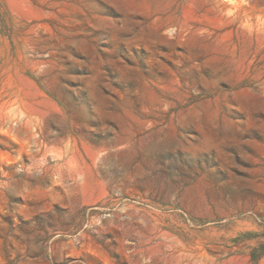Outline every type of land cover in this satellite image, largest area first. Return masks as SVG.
Wrapping results in <instances>:
<instances>
[{"label": "rangeland", "instance_id": "374dc122", "mask_svg": "<svg viewBox=\"0 0 264 264\" xmlns=\"http://www.w3.org/2000/svg\"><path fill=\"white\" fill-rule=\"evenodd\" d=\"M0 264H264V0H0Z\"/></svg>", "mask_w": 264, "mask_h": 264}]
</instances>
